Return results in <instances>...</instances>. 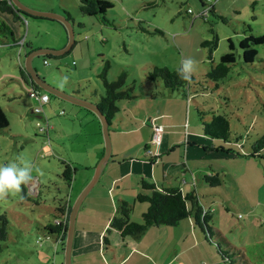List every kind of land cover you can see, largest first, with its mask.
<instances>
[{
  "label": "rangeland",
  "instance_id": "rangeland-1",
  "mask_svg": "<svg viewBox=\"0 0 264 264\" xmlns=\"http://www.w3.org/2000/svg\"><path fill=\"white\" fill-rule=\"evenodd\" d=\"M20 1L33 10L49 11L35 6L52 8L54 11L51 12L71 16L73 43L68 53L58 59L44 56L32 59V67L47 83L65 92L84 94L88 99L97 101L104 95L99 77L104 62H109L106 74L108 81L115 80L121 71L126 72V86L132 85L136 97L119 101L117 105L122 110L123 106L132 105L139 112L132 116L138 130L128 136V141L131 138L136 143L145 137L146 128L140 127L144 114H150L151 107L152 110L160 107L154 99H164V95H160L163 91L166 96L169 95V90L160 80L153 82L147 79V72L153 66L177 69L187 57L197 61L193 73L196 82L190 85L192 95L189 97L194 124L200 128L196 105L203 108L205 119L212 114L225 115L232 139L230 143L222 141V144L239 152L237 156L226 158V154L223 157L219 162L222 166L218 174L219 185L209 187V182H206L208 188L204 192L207 193L203 197L200 194L198 196L205 207L212 208V225L229 242H220V245H233L242 249L251 264H264V148L257 153L252 152L253 143L264 134V44L255 46L257 55L251 64H244L239 56L236 57L235 64L219 84V89L215 90L203 75L229 50L228 37L237 44L248 30L256 35L264 34V0H218L216 9L208 13L207 17L199 15L203 11L204 0L202 5L201 0H109L112 7L105 13L108 22L99 16L82 14L78 9V0H34L33 5L30 0ZM38 21L27 18L26 25L16 23L18 36L29 32L27 39L33 48H39L47 42L52 44L53 41L47 40L53 39L56 34H59L60 42L48 48L60 49L66 44L67 34L61 23L54 20L43 21L41 23L46 24L39 25L36 24ZM211 29L216 33L218 43L212 52V60H209L208 49L201 46V42L212 38ZM235 53L240 54L237 47ZM43 59L47 61L45 64ZM23 62L24 52L18 59L14 48H0V107L8 120V126L0 131V164L23 157L33 163V175L37 173L35 168L43 173H37L41 178L38 183L43 185L36 186L34 191L30 185H25L27 198L23 196L21 199L20 194H10L6 203L0 202V215H5L7 219V239L0 253V264H61L63 243H56L57 259L55 256L54 263L51 258L46 259V250L54 248L53 241L46 235L51 238L56 236L49 235L44 226L53 222L56 207L68 203V200L70 206L73 205L93 174L94 168L87 171L84 165L86 154L82 152L94 143L92 126L87 123L91 114L49 95L50 103L44 106V111L51 124V152L35 126L38 118L31 113L35 103L27 96L29 86L20 79L19 67ZM62 82H65L63 86ZM201 85L206 89L201 90ZM194 90L198 92L194 93ZM186 103L184 98V105ZM61 109L65 112L63 116L57 114ZM72 109H79L80 113L75 114L76 110ZM185 111L184 107L181 121L183 131L185 116L188 117ZM93 117L95 127H98V120ZM117 122L116 119L114 123L118 125ZM210 140L212 145L222 146L215 143L218 139ZM135 149L129 147L126 154H133ZM140 151H143L142 148ZM213 154L210 149L206 151L207 157L216 162L212 158ZM72 158L82 165H74ZM61 161L76 168L70 184L61 176ZM104 173L78 209V227L82 220L86 221L88 227L93 226V223L97 227L102 224L95 221V211L84 217V207L92 206L98 212L99 209H108L111 200H116L118 189L115 187L111 193L107 192L110 179L105 177L108 176L106 170ZM125 198L131 200V195ZM137 214L135 209L134 216ZM136 220L141 221V218L137 217ZM107 229L110 232L105 228V236L118 242V235L112 234L111 228ZM153 232L154 229L148 237ZM38 238L40 245L37 244ZM157 245L153 243L152 246ZM214 247L215 244L210 248L213 252ZM104 254L108 256L105 249ZM71 257L75 256L71 254Z\"/></svg>",
  "mask_w": 264,
  "mask_h": 264
},
{
  "label": "crops",
  "instance_id": "crops-1",
  "mask_svg": "<svg viewBox=\"0 0 264 264\" xmlns=\"http://www.w3.org/2000/svg\"><path fill=\"white\" fill-rule=\"evenodd\" d=\"M30 2L31 5L35 3L34 0H30ZM217 2L218 0H214L213 2L214 10L216 9ZM35 7L37 9L54 11L52 8ZM38 20L40 21L36 24L39 25H45L46 23H41L43 21H53L50 19ZM27 35H29V32L28 34L26 33V36ZM59 40H61L59 34H56L53 39L47 41H53V43L56 44L60 42ZM53 43L50 44L47 42L41 46L54 47L55 44ZM41 46H39V48H41ZM72 94L88 99L84 94L80 95L74 92ZM160 95H164L165 98L159 100L154 99V102H159L160 105L158 106L160 107L154 110H152L151 107V113L144 114L140 127L143 128L145 126V137H141L140 142L136 143H134L131 138L128 141V136H132L131 134L136 132L135 130H138L132 116L134 113L138 114L139 112L136 111L135 107L132 105L130 107L126 106L125 108L123 106V110L122 107L118 105L119 111L116 113L109 126V137L111 139L110 157L98 179L99 181L100 178L104 176L106 170L108 176L105 175V177L110 179L107 192L111 193L113 188L116 187L118 189L116 192V200H111V205L109 208L107 207L108 209H99L98 212L92 206L84 207V217H86L87 213L95 211V221H100L102 224L100 227H97L95 223H93V226L88 227L86 226V221L82 220L81 225L78 227L76 221L72 243L73 248L71 251V254L75 257H71L72 264H226L218 256L215 247L213 249L214 252L211 251L210 248H212L214 244L205 242L190 217L179 221L175 226L149 227L140 238H125L124 242L122 238L119 237L118 233L111 229V232H113L112 234L118 235L120 239L118 242H115V240L111 241L107 238L108 245L105 250L108 256H105V254L103 255L104 249L102 247L101 238L105 234V228L108 227L110 219L116 214V208L119 202L126 201L131 205L129 218L135 222H140L137 221L136 218H141V214L147 208L146 203H139L134 200L140 189V180H147L158 188L176 187L180 189L182 193L194 188L196 194H200L201 197H203L204 194L207 193L204 191L208 188V185L203 180V176L215 173L218 175L222 171V166L219 162L223 160V157H226V153L221 150L220 145H212L211 140L201 132V129L196 123L194 124L193 116L190 113L189 98H185L187 103L184 105V97L180 91L169 90L168 96H166L165 91H163ZM90 101L97 103L95 100ZM49 103L50 101L47 104ZM184 107L186 108L187 112H185L188 113V117L185 116L183 122L185 130L183 131V124H181V121L183 119L182 110ZM82 109L87 112L86 114H91V117L87 119V123L92 126V134L94 135V143L89 148L82 150L87 158L84 165L87 171H89L95 167L102 156L103 144L98 121V127H95L94 115L87 109ZM72 110H76L74 111L75 114L80 113L79 109ZM57 114L63 116L65 112L61 109L57 111ZM116 119L118 120V125L114 123ZM67 120L69 122L70 118ZM152 122L162 126L160 143L156 145L157 147H151L155 145H148ZM54 133L57 132L54 131ZM217 142L223 147H227L222 144V141H215V143ZM43 143H45V140H43ZM48 146L49 150L52 152L50 145ZM129 147L136 148L131 155L126 154ZM147 147L151 150L153 157L145 156L144 151ZM141 148L143 150L142 152L140 151ZM208 149L214 152L215 155L213 154L214 157L212 156V158L215 159L216 162H213L211 158L207 157L206 151ZM229 156L230 155L227 154L226 158ZM71 162L74 165H82L73 158ZM64 163L70 165L67 162ZM213 165L216 166L213 167ZM62 166L64 168V164H62ZM63 168L61 170H63ZM34 176L36 178L30 184L32 191H34L36 186L38 187V185H41V183H38L41 179L38 174L36 173ZM43 178H45V176H43ZM86 181L87 179L84 183H86ZM128 194L131 195V200L125 198ZM99 200L102 199L100 198ZM138 203L142 205H136ZM200 203L204 206L203 200H201ZM69 206L70 203L68 200V203L64 204V208L67 209ZM137 206L142 207L137 208ZM135 209L138 211L136 216H134ZM152 229H154V232L148 237ZM146 232L147 234L145 235ZM160 240L162 241L161 245H159ZM153 243L158 245L153 247ZM46 252H48L46 259L51 258V261L54 263L55 256L57 259V250L51 247L48 248Z\"/></svg>",
  "mask_w": 264,
  "mask_h": 264
},
{
  "label": "trees",
  "instance_id": "trees-1",
  "mask_svg": "<svg viewBox=\"0 0 264 264\" xmlns=\"http://www.w3.org/2000/svg\"><path fill=\"white\" fill-rule=\"evenodd\" d=\"M202 2L203 0H201V5ZM204 2L203 10L205 6L208 7L209 10L205 14L200 12L199 15L207 17L208 13L214 11V0H204ZM111 7L112 3L109 0H78V9L82 14L88 16H99L104 22H108L105 17V13L106 10ZM66 17L71 20L70 14H67ZM27 18L35 20L46 19L43 17L30 16L25 12L16 9L14 6H12L9 0H0V48L2 46H5L6 48H14L16 50L18 59H20L22 52H24L25 56L30 50L34 49L32 47V43L28 41L26 34H24V36H18L15 29L16 23L26 25ZM19 29L20 27H18V30ZM211 32L212 38L210 40H203L201 42V46L207 47L208 49L207 57L209 60H212V52L216 49L218 43V37L216 33L213 29H211ZM227 43L229 50L219 57L218 63L212 65L211 69L203 74L204 77L209 80L211 86L215 90L220 88L219 84L223 81L231 67L235 64L236 57L239 56L244 64H251L254 61L257 55L255 46L264 44V34L256 35L249 32L248 30V33L244 35V37L239 40L237 44H234L230 37L227 38ZM236 47L240 50L239 55L235 53ZM68 51L58 56L45 55L44 57L58 59L68 53ZM46 62L47 61L43 59V63L45 64ZM108 69L109 62L105 61L99 74L104 87V95L100 96L96 104L107 118L110 125L116 113L119 111L117 102L133 99L136 97V95L133 93L132 85L126 86V72L121 71L115 80L108 81L106 78ZM178 70L179 68L169 70L165 66H153L152 69L147 72L146 76L148 80L153 82L160 80L163 86L168 90L180 91L182 96L187 99L192 95L190 91V85L192 82L196 81L194 80L193 75L190 81L181 79ZM19 72L20 79L23 80V84L27 83L29 86V88H27V96L35 103L31 109V113L36 115L38 118V121L35 123L37 132L42 134V137L46 143L45 145H50L49 132L51 130V126L49 124L48 116L44 111V105L41 106V111L36 110L38 107V102L29 96L30 90H36L42 93L46 92L34 84L28 73L25 71L23 65L19 67ZM200 89L204 90L206 87L201 85ZM197 92L198 91L194 90V93ZM46 94L49 97L50 94ZM195 111L200 121L199 124L201 132L206 137L210 139L221 140L226 144L231 142L232 138L230 135L229 123L225 115L212 114L210 118L205 119L203 108H201L199 105H196ZM39 125H46V127L45 129L40 130ZM7 126L8 120L0 107V131ZM262 148H264V134L253 143L252 152L257 153ZM148 149V147L145 149L144 154L145 156L150 157V155L146 153ZM221 150L231 156L239 155V152H236V150L231 147L227 148L221 146ZM62 164H64V168L61 172V176L68 184H70L76 169L68 164H65L64 161H62ZM203 180L205 182H209L210 186L219 185L220 183L216 173L212 175H204ZM25 193V186H23V196L26 197ZM134 200L139 203L147 204L146 210L141 214L140 222L130 220L129 214L131 211V205L126 201H121L117 205L116 214L112 216L108 223L107 228L115 230L119 237L122 238L123 242L125 238H140V236H142V234H144V232L149 227L175 226L179 223V221L190 217L194 226L198 229L205 242L209 244H215V250L218 256L226 264H251V262L248 261V258L244 255L242 249H239L233 245L228 247H223V245H220V242H223L224 244H229V242L226 240L220 230L212 225V208L202 206L199 196L196 194L194 188L182 193L181 190L176 187L158 188L147 180H140V189ZM69 209L70 206L65 209L64 205L56 207L54 210L55 215L53 222L44 226L49 235L54 234V236H56L55 238H51L46 235V238H49V240L53 241L54 250L57 248L56 243H64V236L67 227L66 219ZM6 225L7 219L5 215H0V253L3 248V243L7 239ZM107 228L106 230H108ZM101 243L103 249H105L108 245L105 234L101 238ZM37 244H41L39 238L37 240Z\"/></svg>",
  "mask_w": 264,
  "mask_h": 264
},
{
  "label": "water",
  "instance_id": "water-1",
  "mask_svg": "<svg viewBox=\"0 0 264 264\" xmlns=\"http://www.w3.org/2000/svg\"><path fill=\"white\" fill-rule=\"evenodd\" d=\"M12 6L16 9L25 12L26 14L34 17H43L46 19H52L62 24L65 28L67 34L66 44L60 49H52L48 47H41L32 49L29 51L28 54L24 56L23 67L25 71L28 73L29 77L32 79L35 85L41 88L46 93L62 100L68 102L70 104L82 107L84 109L89 110L94 116L97 118L100 124V131L103 141V153L98 162L94 167L93 174L89 180V182L83 187L80 193L77 195L76 199L74 200L73 205L70 206L68 216H67V227L64 236V243L62 248V264H72L71 261V251H72V243L73 237L75 232V222L76 216L78 213V209L88 194L90 189L97 183L100 174L106 165L110 153H111V143L109 137V122L101 110L98 108L97 104L90 101L89 99L78 97L72 93L65 92L49 83H47L44 79L40 78L35 69L32 67V59L36 56H58L67 52L73 43V33H72V26L71 20H69L65 15H61L56 12L51 11H39L33 10L26 5H24L20 0H9Z\"/></svg>",
  "mask_w": 264,
  "mask_h": 264
},
{
  "label": "clouds",
  "instance_id": "clouds-1",
  "mask_svg": "<svg viewBox=\"0 0 264 264\" xmlns=\"http://www.w3.org/2000/svg\"><path fill=\"white\" fill-rule=\"evenodd\" d=\"M196 66V60L191 57L184 58L178 70L181 79L190 81L196 71ZM65 82H62L61 86ZM33 171V163L23 157H17L14 161L0 164V202L6 203L10 194H20L23 199V186L30 185L36 178ZM35 171L40 175L43 174L38 168H35Z\"/></svg>",
  "mask_w": 264,
  "mask_h": 264
},
{
  "label": "built area",
  "instance_id": "built-area-1",
  "mask_svg": "<svg viewBox=\"0 0 264 264\" xmlns=\"http://www.w3.org/2000/svg\"><path fill=\"white\" fill-rule=\"evenodd\" d=\"M209 1V0H207ZM208 7H204V10L202 11V14L207 13L208 11ZM29 96L32 97L35 101L38 102V107L36 108V110L41 111V106L46 105L49 102V97L46 93H42L40 91H36V90H30L29 91ZM61 113V112H60ZM39 129L43 130L45 129L46 125H39ZM161 133H162V126L152 122L151 123V133H150V137H149V145H158L160 143V138H161ZM148 155L152 156V152L150 149L147 150L146 152Z\"/></svg>",
  "mask_w": 264,
  "mask_h": 264
}]
</instances>
